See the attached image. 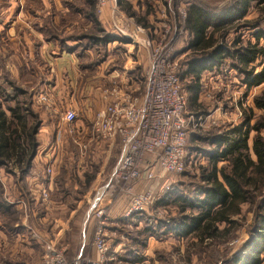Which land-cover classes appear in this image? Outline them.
Wrapping results in <instances>:
<instances>
[{
  "label": "rangeland",
  "instance_id": "1",
  "mask_svg": "<svg viewBox=\"0 0 264 264\" xmlns=\"http://www.w3.org/2000/svg\"><path fill=\"white\" fill-rule=\"evenodd\" d=\"M93 1L101 28L106 34L116 36L124 43L117 41L102 46L88 40L92 32L98 38L102 35L94 33L92 23L86 18L89 10L86 0H0V108L2 107L1 110L8 117L10 113L6 108L18 105L21 119L14 120V125L21 132L30 130L31 126L38 122L36 139L40 143L32 161V169L24 180H20L16 166H10L7 169L8 172L0 169V182L5 202L13 206L18 205L19 201L22 202L20 204L23 226L21 235H25L28 240L38 244V247L42 245L47 252L42 229L32 225L31 217L27 221L24 220L32 214L25 213L26 210H32L35 204L44 205L51 198L50 194L47 201L41 199V190L48 187L33 189L34 187L29 184L33 176L39 181L48 180L52 176L53 163L51 164L48 158H45V161L44 156L48 143L57 139V122L45 113L44 107L38 102V94L42 91L51 94L52 82L56 78L79 77L81 84L73 85L76 90V96L73 99L68 102L54 99L56 102L63 103L64 110H75L74 106H76L77 119H80V109L84 103L85 96H79L83 88L84 93L88 88L93 92L97 91L98 96L104 89L116 85L128 92L137 89L134 94L140 97L145 87L149 68L148 55L151 50L150 46L145 45L148 42L150 45H155L158 40L164 38L163 51H167L172 59L176 58L177 73L186 99L185 169L182 173L160 178L155 188L154 201L144 213L133 215L132 222L138 221V225L141 224V226L134 227L133 224L137 223L125 226L120 224L118 229L107 233V238L110 237L111 240L106 239L107 251L104 264H124L125 262L132 264L136 258H141L139 263L146 261L147 264H225V261L231 260L236 254L245 252V244L253 232L251 213L246 214L244 225L233 233L229 241L215 243L198 252L190 251L189 255L186 248L188 241L178 242L174 237H163L159 229L156 231L158 238L146 239L147 234L144 228L155 227L159 222L167 220L169 215L174 214L172 207L165 208L157 204L165 195L173 192H186L189 195V192L194 189L193 180L197 178L199 166L206 162L204 154L209 147L201 142L193 141L195 139L191 136L193 134L206 136L213 130H222L238 124L242 118V109L252 107L253 97L264 89V85L254 87L246 94L244 85L231 68V61L227 60L220 69L203 73L200 81L201 91L197 97L200 107L195 108L189 105V94L186 89L188 81H182L180 78V74L186 68L184 62L187 54H184L183 50L189 40V35L184 29L187 8L191 4H197L209 12L222 15L233 8L236 0H128L138 15L145 19L144 24L151 26L149 29L142 24H137L133 18L124 14L117 6V0H103V6L100 5L99 0ZM260 16V8L253 7L244 20L254 22ZM115 22L120 28L128 30L127 33L125 32L126 36L115 34L113 29ZM134 26H140L144 30L140 34L141 37L135 39V42L142 45L133 44V39L129 36ZM249 28L252 27L243 28L237 32L230 30L227 41L231 43L239 36L243 39L247 38L251 33ZM143 39L148 40L145 45L142 43ZM61 55L70 56L77 61L75 73L60 71L63 67L59 63L55 64V61ZM99 100L103 105L104 101L100 96ZM255 113L257 114V111ZM195 124L196 127H194ZM77 138H80L79 134ZM84 139L82 137L80 141ZM62 141L65 144L70 142L66 137L62 138ZM103 144L106 146L107 142L100 146ZM109 149L103 177L106 172L115 167L119 159L121 150L119 140L115 139V143ZM99 152L103 154V151ZM101 158L102 155L97 159L98 166L101 164ZM14 160L15 157H12V162ZM47 169L51 171L47 172ZM72 169L75 171L71 174V178L76 183L78 181L76 163L72 164ZM91 170L90 172L86 170L88 173L85 174L91 176L95 169ZM78 188L81 189L80 186ZM91 223L92 248L95 251L93 244L95 230H97L95 219ZM109 254L114 256L113 261L107 260ZM188 256L191 259L190 263ZM77 257L96 258L89 256L87 252ZM262 258L264 259V253Z\"/></svg>",
  "mask_w": 264,
  "mask_h": 264
},
{
  "label": "trees",
  "instance_id": "2",
  "mask_svg": "<svg viewBox=\"0 0 264 264\" xmlns=\"http://www.w3.org/2000/svg\"><path fill=\"white\" fill-rule=\"evenodd\" d=\"M86 4L89 7L86 18L92 23L94 33L102 35L98 38L91 30L88 40L102 46L117 41L124 43L101 28L94 1L86 0ZM117 6L137 24L148 29L151 27L144 24L145 19L138 15L128 0H117ZM257 6L261 16L254 22L244 20L248 12ZM250 26L251 33L247 38L239 36L231 43L227 41L230 30L237 32ZM184 29L189 40L183 50L187 54L186 68L180 78L188 81L189 105L200 107L197 97L203 73L220 69L227 60L231 61V68L244 85L246 94L252 88L264 85V0H236L233 8L222 15L191 4L186 11ZM252 104V107L242 109L238 124L213 130L206 136H191L195 139L193 141L209 147L204 154L206 162L199 166L197 178L193 180L194 189L189 195L173 192L158 201L161 207H172L174 214L155 227L146 226V239L158 238L156 231L159 229L163 237H174L178 242L188 241L186 248L189 255L190 251L198 252L215 243L229 241L233 233L244 225L246 214L251 213L253 232L245 244V252L236 254L225 264H264V89L253 97ZM1 108L0 169L8 172L10 166H16L20 180H24L32 169V161L40 146L36 139L38 122L30 130L25 132L22 129L21 132L14 125V120L21 119L18 105L6 108L10 113L8 117ZM12 157H15L13 162ZM91 180L92 176L86 175L85 185ZM0 215L7 234L22 233V227L17 224L15 207L3 198L1 182ZM132 218L123 219L120 223L125 226L138 222H132ZM137 225L133 224L134 227ZM188 259L190 263L189 256ZM139 261L141 258H136L132 263Z\"/></svg>",
  "mask_w": 264,
  "mask_h": 264
},
{
  "label": "built area",
  "instance_id": "3",
  "mask_svg": "<svg viewBox=\"0 0 264 264\" xmlns=\"http://www.w3.org/2000/svg\"><path fill=\"white\" fill-rule=\"evenodd\" d=\"M103 6V0H99ZM116 35L126 36L127 29L113 23ZM126 32V33H125ZM144 30L134 26L130 32L133 44ZM167 32L164 33V37ZM141 37V36H140ZM164 38L155 45L143 39L150 46L149 68L145 87L140 97L116 85L104 89L101 98L103 106L94 115L90 139L95 142H109L118 138L121 150L115 167L107 176L100 194L92 200L91 215L96 221L94 249L96 258L76 257L70 264H104L107 251L106 209L102 204L105 192H113V198L123 207L124 217L144 213L154 201L155 188L165 175L179 174L185 169L187 122L185 118L186 99L177 73L176 58L163 51ZM143 45V46H144ZM144 46V47H145ZM147 48V47H146ZM38 102L47 109L52 107V95L40 92ZM60 119L66 125L67 133L73 136V143L81 154L88 152L87 144L75 136L73 127L77 120L76 111L65 109ZM196 127V124L194 125ZM47 169V172H50ZM142 186V187H141ZM42 201L49 199V191L41 190ZM48 258L55 264H66V260L47 244Z\"/></svg>",
  "mask_w": 264,
  "mask_h": 264
},
{
  "label": "crops",
  "instance_id": "4",
  "mask_svg": "<svg viewBox=\"0 0 264 264\" xmlns=\"http://www.w3.org/2000/svg\"><path fill=\"white\" fill-rule=\"evenodd\" d=\"M62 55L60 58H56L55 61V64L59 63L61 67H63L60 71L75 73L77 71L75 68L77 67V61L70 56H67L69 57L67 58L65 55ZM58 69L59 67L57 70ZM74 84H81L79 77L76 76V79L70 76L62 79L56 78V80L52 82L53 87L51 88L52 107L47 109L43 106L45 113L50 115L51 118L57 122V139L50 144L48 143V148L44 156V159L48 158V161L51 164L53 163V173L48 180L44 181H39L33 176L30 178L29 184L34 187L33 189L42 186L48 187L51 198L47 203H44V205L35 204L32 210H26L25 213L32 214H29L26 219L24 218V220L27 221L28 218L31 217L33 220L32 225L42 229L44 232L43 236H45L44 242L46 244H51L56 253L60 254V256L66 260V264H70L79 254L85 252L93 258L96 257V252L92 248L91 222L94 220V217L91 215L90 208L93 198L100 194L106 182L105 180L110 173V171L106 172V175L103 177L105 159H108L107 152L109 153V148L115 143L114 139L107 142L106 146L104 144L100 146V144L105 142H95L90 139L94 115L103 105L99 100V96L100 98L102 96L101 93L97 96V91L93 92L88 88L85 89V93L83 88L79 94V96H85L84 103L82 104V109H80V119H77L73 125L76 132L75 136L79 134L81 137L85 138L82 142L87 144L88 152L81 154L78 146L73 143V136L67 133L66 125L60 119V112L62 109L64 110L62 107L63 103L56 102L54 99L63 100L64 102L73 99L74 96H76V90L75 87H73ZM75 107L76 106H74V109L77 110L78 108ZM64 137L69 139L70 142L65 144L62 141ZM117 139L118 138H116V141H118ZM99 151H103V154ZM101 155V164L98 166L99 162L97 159ZM72 160L74 162H71ZM73 163H76V173L78 174V181L76 183L74 179L71 178V174L75 171L72 169ZM91 169L95 170L91 175L92 180L86 186L85 176L87 174L85 173L92 171ZM86 170L88 172H86ZM79 186L81 189L78 188ZM113 196V192L109 191L105 192L102 197V204L107 207V233H112L111 230H113V228L120 226V221L128 218L123 215L122 204L117 202ZM21 203L22 202L19 201L18 205H14V207L18 213L17 224L23 227L21 223ZM128 224L129 223L126 225ZM138 226H141V224ZM107 239L109 241L111 240L110 237ZM31 241L32 240H28L25 235L7 234L0 219V264H53L54 262L48 258V253L45 248L42 245H40L39 247L41 248H39L37 246L38 244H34ZM110 255L111 254H109L107 260L113 261L114 256ZM147 263L148 262L144 261L142 263L138 262L132 264ZM124 264H129V262H125Z\"/></svg>",
  "mask_w": 264,
  "mask_h": 264
}]
</instances>
